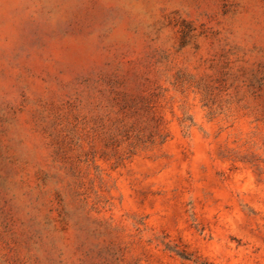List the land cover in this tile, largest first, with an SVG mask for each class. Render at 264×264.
Returning a JSON list of instances; mask_svg holds the SVG:
<instances>
[{"label": "rangeland", "instance_id": "rangeland-1", "mask_svg": "<svg viewBox=\"0 0 264 264\" xmlns=\"http://www.w3.org/2000/svg\"><path fill=\"white\" fill-rule=\"evenodd\" d=\"M264 264V0H0V264Z\"/></svg>", "mask_w": 264, "mask_h": 264}, {"label": "trees", "instance_id": "trees-1", "mask_svg": "<svg viewBox=\"0 0 264 264\" xmlns=\"http://www.w3.org/2000/svg\"><path fill=\"white\" fill-rule=\"evenodd\" d=\"M200 264H209V263H207V262H202V263H200Z\"/></svg>", "mask_w": 264, "mask_h": 264}]
</instances>
